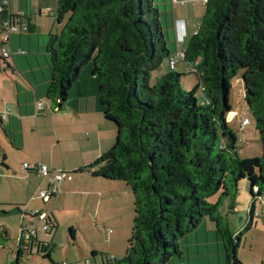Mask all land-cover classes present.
<instances>
[{
  "label": "trees",
  "instance_id": "1",
  "mask_svg": "<svg viewBox=\"0 0 264 264\" xmlns=\"http://www.w3.org/2000/svg\"><path fill=\"white\" fill-rule=\"evenodd\" d=\"M157 1L58 0L57 21L67 22L61 33L50 35L46 47L51 61L47 99L55 110L62 109L82 69L92 66L98 102L104 118L116 127V140L80 171L94 170L95 177L122 181L134 198L127 252L111 259L114 264L184 260L180 239L204 218L215 224L227 264H243L237 257L241 236L231 232L220 207L228 200L229 209H235L243 181L253 199L254 188L264 196V0H208L181 61L186 74L198 78L189 91L181 85L185 74L176 70L161 76L157 85L150 83L173 55ZM238 73L262 144L259 156H241L237 134L228 123L232 80ZM199 90L202 102L196 98ZM213 198L216 201L210 202ZM251 209L252 216L254 201ZM19 211L16 206L1 213ZM27 217L32 224L42 221L37 213L23 215ZM46 222L48 230L58 228L53 213ZM70 232L74 238L75 230ZM9 239L0 225V247ZM51 252L37 235L19 236L16 264L31 255L55 264Z\"/></svg>",
  "mask_w": 264,
  "mask_h": 264
},
{
  "label": "rangeland",
  "instance_id": "2",
  "mask_svg": "<svg viewBox=\"0 0 264 264\" xmlns=\"http://www.w3.org/2000/svg\"><path fill=\"white\" fill-rule=\"evenodd\" d=\"M23 1L25 6L27 3L28 7H32L33 20L40 28L36 30V33H23L22 35L26 39L30 37L32 42L30 45L23 46V48L17 47V49H14V52L17 57H22V59L26 57L20 56V53L28 54L27 58L33 61V63H31L30 67L27 62V66L32 68L33 71L39 72L48 70V63L51 64V61L50 55H45L46 44L49 43L52 33H61L66 25L67 19L63 20L61 23L57 21L58 0ZM157 2L159 3V0ZM39 7H41L43 11V16L41 17L38 16V12L41 11ZM160 10L164 11V5L161 3ZM51 12H53V16H49ZM46 22L47 26L44 28ZM166 35L168 38V47L171 50V43L173 40L168 37V29L166 30ZM3 43L5 44L0 33V44ZM184 45L186 47L187 43ZM5 48L9 51L8 46ZM0 57H2L1 47ZM46 57H48V61ZM7 62L12 66V57H9ZM5 68L12 72L7 66H5ZM175 70L178 73L185 74V76L181 78L182 88L185 91L193 89L198 82L197 76L195 74H186L183 62H179ZM171 71L169 59H167L162 63L160 69L152 74L150 81L151 85H157L161 76ZM196 98L199 102L205 99L201 90L196 93ZM230 103L233 112L228 115L227 119L228 123L237 134L241 156L247 158L261 155L262 144L245 100L241 73H238L232 80ZM244 119H249L250 124L242 129V122ZM112 125L114 124L112 123ZM111 129L115 133V143L116 130L113 128ZM0 136L2 137L1 131ZM14 155L13 158L10 154L6 159V163L13 165L18 164L20 162L18 158L20 153L16 152ZM0 167H2L1 163ZM23 167L24 163L22 166L17 165L16 173L11 171L10 178L4 175L0 170V195H7L9 191L14 194L21 193L24 197L33 194L35 206L38 211L36 212L34 211L35 209H33L34 212L31 213L41 214L43 212H53L56 214V211L57 215L59 214V225L56 230L46 231L42 221H36L31 226L27 223L23 224V216L21 215H19V217H16L15 214L7 217L3 216L1 212H9V209H2L0 205V224L8 230L10 236L5 247H0V264H16L18 239L22 229L38 231L40 240L47 244L53 243L55 247L53 246L51 253L53 259L60 262L58 264H88V262L89 264H103V255L116 257L117 259H121L125 256L128 240L132 232L135 209L134 198L130 187L124 186V188L120 187L115 189L114 196H110L111 194L109 193L107 198H114L117 196L116 199L118 203H116L115 199H112L111 204H102L101 211L98 215V210L94 207L92 199L90 202L86 203L80 196L75 195L70 196L69 199L64 197V200L61 199L57 204L56 198L49 202L43 200L40 194L41 191L49 190V177L41 175H39V177L35 175L29 176ZM49 171L52 173L54 172L51 169H49ZM29 177L31 178L29 179ZM66 180L70 179L66 178ZM62 192L63 190L60 187L59 194L62 195ZM215 201L216 198L210 200V202ZM252 201L255 202V213L251 216ZM25 209L28 213L32 210L28 208V206L25 207ZM220 213L231 232H233L234 235L241 236L237 250L238 259L243 264H264V207L259 199H253L247 181L239 184V193L235 209L230 210L229 201L226 200L220 207ZM25 219L28 220V217ZM96 223L98 226H96ZM250 223L252 225L251 228L245 231V228ZM72 228L76 231V239L71 235L70 229ZM180 248L184 252V260L175 258L172 264H180L182 262H184V264H227L223 241L216 232L215 224L207 218H204L196 229L180 239ZM93 252L97 254L93 256ZM19 264H52V262L50 259L43 258L40 255H31L29 259L22 257L19 260Z\"/></svg>",
  "mask_w": 264,
  "mask_h": 264
},
{
  "label": "crops",
  "instance_id": "3",
  "mask_svg": "<svg viewBox=\"0 0 264 264\" xmlns=\"http://www.w3.org/2000/svg\"><path fill=\"white\" fill-rule=\"evenodd\" d=\"M12 1L10 0L11 11L24 13L25 16L21 18V22L29 24L28 32L36 33L40 26L33 20L32 7H28L27 3L25 6L23 0ZM159 3L164 5L162 20L165 28L168 29V37L173 40L171 52L174 54L179 47L185 48L184 44L197 33L206 11V5L203 4V0H176L175 4L172 0H159ZM39 9L42 8L39 7ZM40 12L39 17L43 16V11ZM49 16H53V12L49 13ZM46 26L47 22L44 28ZM180 37H184V41L178 43ZM31 42L30 37L26 39L23 35H16L12 38V66L7 60L2 61L0 57V114L6 109L10 110L8 120L3 122L0 120L2 133V137L0 136V163L2 165L0 170L10 178L11 171L15 172L17 165L22 166L24 163V165L28 164L33 167L30 172H27L29 176L39 177L37 172L39 165H45L53 171L63 169L66 173H73L69 176L70 180L65 179L66 181L61 183L63 192L62 195L56 196V204L61 199L64 200V197L69 199L70 196L77 195L86 203L92 199L99 215L102 204H111L112 199L118 203L117 196L107 198L108 194L114 196L115 189L128 186L122 181H108L95 177L94 170L80 171L112 148L115 133L111 128L116 130L102 113L98 102V85L92 76V66L87 65L82 69L78 82L70 89L68 101L62 109L57 111L54 104L47 99L51 81V64L48 63V70L35 72L30 68L33 61L27 58L28 54L20 53V56L26 57L22 59L14 52L17 47L23 48ZM45 55L48 56L47 52ZM46 60L48 61V57ZM27 62L30 67L27 66ZM4 65L12 72L8 71ZM37 99L45 101L46 115H36L35 101ZM16 152L20 153L18 156L20 162L15 165L6 163L10 154L14 158ZM0 205L2 209H9L8 211L18 206L20 211L15 213L16 217L28 216L31 212L38 211L33 194L24 197L21 193L14 194L9 191L7 195H0ZM27 206L32 209L29 213L25 209ZM55 213L53 216L59 225V214L57 215L56 211ZM28 221L29 219H22L23 224L33 225ZM96 226H98L97 223ZM74 239H76V231ZM38 240L44 242L39 237ZM49 245L52 249L53 246L55 247L53 243ZM50 255L55 264L60 263L53 259L52 253ZM103 256V264H114L111 261L112 256Z\"/></svg>",
  "mask_w": 264,
  "mask_h": 264
},
{
  "label": "built area",
  "instance_id": "4",
  "mask_svg": "<svg viewBox=\"0 0 264 264\" xmlns=\"http://www.w3.org/2000/svg\"><path fill=\"white\" fill-rule=\"evenodd\" d=\"M175 4L176 0H172ZM208 0H203V4L207 5ZM41 12H38V15ZM25 16L24 13H14L10 9V0H0V33L4 39L5 44L3 43L1 46L2 57L6 60L9 57L13 56L11 44L12 38L15 35H22L29 31V24L27 22H21V18ZM184 41V37L178 38V43ZM6 46H8L9 51L6 50ZM186 56V48H178V50L171 56L169 59V66L172 70L176 69V65L181 62ZM35 111L36 115H46V104L43 99H37L35 101ZM10 110L6 109L0 114V120L7 121ZM250 124L249 119H244L242 122V129ZM26 171H31L33 167L31 165L25 164L23 167ZM38 175L49 177V190L41 191L40 197L47 202L52 201L56 196L60 193L61 183L69 178V175L66 174L65 171L59 169L54 171L53 173L49 171L48 167L45 165H39L38 167ZM53 174V175H52ZM52 175V176H50ZM255 198L259 199L264 207V196H260L258 193V188H254ZM34 214V213H33ZM38 214V213H37ZM50 213H41L40 219L44 223V229L47 231L49 229L48 223L46 219ZM38 231L35 230H21L20 236H25V238H30L32 236H36ZM114 259V257H111ZM89 263V262H88Z\"/></svg>",
  "mask_w": 264,
  "mask_h": 264
}]
</instances>
